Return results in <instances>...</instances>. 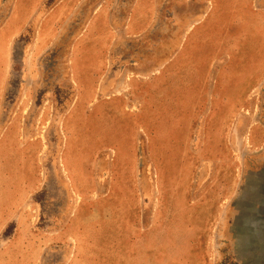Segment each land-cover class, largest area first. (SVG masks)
I'll return each instance as SVG.
<instances>
[{
    "label": "rangeland",
    "instance_id": "1",
    "mask_svg": "<svg viewBox=\"0 0 264 264\" xmlns=\"http://www.w3.org/2000/svg\"><path fill=\"white\" fill-rule=\"evenodd\" d=\"M0 264H264V0H0Z\"/></svg>",
    "mask_w": 264,
    "mask_h": 264
},
{
    "label": "bare ground",
    "instance_id": "2",
    "mask_svg": "<svg viewBox=\"0 0 264 264\" xmlns=\"http://www.w3.org/2000/svg\"><path fill=\"white\" fill-rule=\"evenodd\" d=\"M81 166V165H80Z\"/></svg>",
    "mask_w": 264,
    "mask_h": 264
}]
</instances>
